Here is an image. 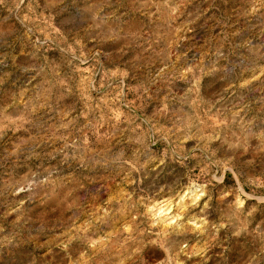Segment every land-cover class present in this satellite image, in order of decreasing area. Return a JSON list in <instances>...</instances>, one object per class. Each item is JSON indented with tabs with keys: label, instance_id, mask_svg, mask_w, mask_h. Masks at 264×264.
I'll list each match as a JSON object with an SVG mask.
<instances>
[{
	"label": "rangeland",
	"instance_id": "1",
	"mask_svg": "<svg viewBox=\"0 0 264 264\" xmlns=\"http://www.w3.org/2000/svg\"><path fill=\"white\" fill-rule=\"evenodd\" d=\"M0 264H264V0H0Z\"/></svg>",
	"mask_w": 264,
	"mask_h": 264
}]
</instances>
